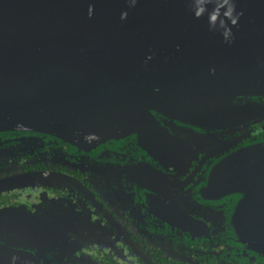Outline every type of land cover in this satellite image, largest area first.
Returning <instances> with one entry per match:
<instances>
[{
	"label": "water",
	"instance_id": "water-1",
	"mask_svg": "<svg viewBox=\"0 0 264 264\" xmlns=\"http://www.w3.org/2000/svg\"><path fill=\"white\" fill-rule=\"evenodd\" d=\"M255 97L264 0H0V132L97 145L147 131L154 113L219 129ZM229 158L241 234L264 254V141Z\"/></svg>",
	"mask_w": 264,
	"mask_h": 264
},
{
	"label": "flooded vegetation",
	"instance_id": "flooded-vegetation-1",
	"mask_svg": "<svg viewBox=\"0 0 264 264\" xmlns=\"http://www.w3.org/2000/svg\"><path fill=\"white\" fill-rule=\"evenodd\" d=\"M254 99L231 127L154 113L147 131L97 145L0 132V250H14L0 264H264L230 187L229 157L264 141Z\"/></svg>",
	"mask_w": 264,
	"mask_h": 264
},
{
	"label": "clouds",
	"instance_id": "clouds-1",
	"mask_svg": "<svg viewBox=\"0 0 264 264\" xmlns=\"http://www.w3.org/2000/svg\"><path fill=\"white\" fill-rule=\"evenodd\" d=\"M130 2L132 3V4H135V2H136V0H130ZM199 2L202 4L203 3V0H199ZM224 2L225 3H228V0H224ZM204 11V8L203 7H199L198 8V10H197V15H200L202 12ZM231 12H232V8L231 7H229V9H228V12L226 13V15H231ZM211 19L213 20V21H215V19H216V15L215 14H213L212 16H211ZM232 23L234 24V23H236V20L235 19H233L232 20ZM225 35L227 36V33H225Z\"/></svg>",
	"mask_w": 264,
	"mask_h": 264
}]
</instances>
